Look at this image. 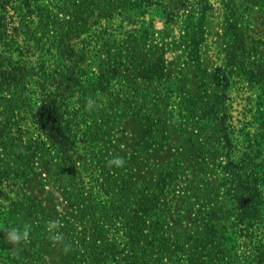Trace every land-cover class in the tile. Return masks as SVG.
Listing matches in <instances>:
<instances>
[{"label":"rangeland","instance_id":"1","mask_svg":"<svg viewBox=\"0 0 264 264\" xmlns=\"http://www.w3.org/2000/svg\"><path fill=\"white\" fill-rule=\"evenodd\" d=\"M32 1L74 46H0V264H264V0Z\"/></svg>","mask_w":264,"mask_h":264},{"label":"trees","instance_id":"2","mask_svg":"<svg viewBox=\"0 0 264 264\" xmlns=\"http://www.w3.org/2000/svg\"><path fill=\"white\" fill-rule=\"evenodd\" d=\"M32 3V0H0V46L5 48L10 46H74L69 41L50 42L48 38H43L39 35L40 28L34 26L36 18L33 17ZM65 49L64 47H58L57 52ZM72 51L74 52L75 50ZM64 56L65 54H63ZM16 84L19 87L23 83L19 81ZM60 103L56 96H51V98H46L39 105L37 118L43 121V123L41 122L43 124L41 130L44 133L46 132L47 135L51 132L61 137L69 134V123L65 121V112L62 108L63 105ZM245 157L247 158L248 156ZM246 162L248 161L243 160L237 164L238 167H232L233 169L240 168L244 177L231 170L230 184L235 185L236 179H238L239 186L242 185L244 187V189L241 188L244 192L239 191V193L237 192V187H235L237 195H233L238 203L237 224L239 227L251 228L252 225H260L262 220L259 213L264 205V183L260 184L258 176L252 178L253 172L247 174L251 170L248 166L250 162L249 164Z\"/></svg>","mask_w":264,"mask_h":264},{"label":"clouds","instance_id":"3","mask_svg":"<svg viewBox=\"0 0 264 264\" xmlns=\"http://www.w3.org/2000/svg\"><path fill=\"white\" fill-rule=\"evenodd\" d=\"M13 239H16V237H13Z\"/></svg>","mask_w":264,"mask_h":264}]
</instances>
